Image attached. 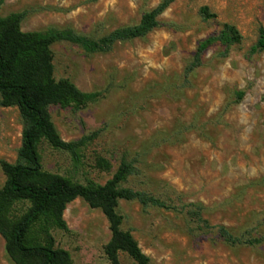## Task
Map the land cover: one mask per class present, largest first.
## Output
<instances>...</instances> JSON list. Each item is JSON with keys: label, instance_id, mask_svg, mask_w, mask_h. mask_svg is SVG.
I'll list each match as a JSON object with an SVG mask.
<instances>
[{"label": "rangeland", "instance_id": "374dc122", "mask_svg": "<svg viewBox=\"0 0 264 264\" xmlns=\"http://www.w3.org/2000/svg\"><path fill=\"white\" fill-rule=\"evenodd\" d=\"M160 0H2L0 19L23 12L21 32L70 29L92 40L135 24ZM207 6L216 18L204 19ZM142 38L116 42L109 51L80 45H50L53 76L95 97L48 107L65 141L89 138L75 155L41 139L42 170L78 183L104 184L122 161L134 171L120 186L146 192L174 207H143L119 200L121 228L129 231L152 264H264V51L250 54L264 27V0H175ZM233 24L241 41L227 50L209 46L199 66L187 70L198 43ZM244 91L238 99L237 93ZM22 119L15 106H0V160L15 162ZM5 175L0 167V188ZM203 206L211 225L256 241L228 244L215 229L204 230L181 207ZM29 202L7 210L16 221ZM66 229L50 216L33 223L29 244L66 250L71 264H109L110 238L99 208L76 198L63 212ZM258 240V241H257ZM121 264H135L125 252ZM0 264H14L0 235Z\"/></svg>", "mask_w": 264, "mask_h": 264}, {"label": "trees", "instance_id": "16d2710c", "mask_svg": "<svg viewBox=\"0 0 264 264\" xmlns=\"http://www.w3.org/2000/svg\"><path fill=\"white\" fill-rule=\"evenodd\" d=\"M174 1L160 0L153 8L143 12L137 23L116 28L98 40L89 39L70 29L21 32L19 23L24 16L23 12L0 19V106L17 107L22 119L20 146L15 162L0 160L5 175L0 188V235L5 240L6 254L14 264H71L68 252L55 247L51 240L45 244H29L26 238L31 225L45 216H50L58 226L66 229L63 212L66 205L76 198L84 200L90 208H99L106 217L110 238L103 252L109 264H121L120 252L127 253L135 264H152L132 234L121 228L122 216L117 213L116 207L121 199L136 200L143 207H174L146 192L120 186L126 176L134 171L133 164L122 161L104 184H83L57 173L44 172L37 146L41 139H45L53 148L75 155L89 137L84 136L75 141L63 140L51 120L48 107L72 102L79 108L95 97V93L82 92L65 78H54L50 45L56 41H67L89 52L109 51L116 42L147 35L159 25L158 17ZM199 14L204 19L217 16L207 6H201ZM240 41L241 34L237 28L231 23H222L216 34L198 43L187 70L200 65L202 55L209 46L218 44L227 50ZM262 51L264 27L260 26L249 53ZM243 94L244 91H239L238 99ZM15 200L27 201L29 207L19 219L9 221L7 210ZM181 210L198 228L215 229L228 244L256 242L235 236L224 225H211L203 217V206L199 203H186Z\"/></svg>", "mask_w": 264, "mask_h": 264}]
</instances>
